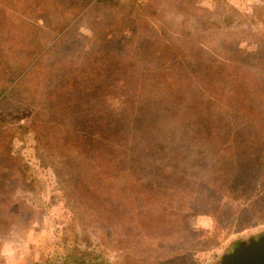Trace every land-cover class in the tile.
<instances>
[{
    "label": "rangeland",
    "instance_id": "374dc122",
    "mask_svg": "<svg viewBox=\"0 0 264 264\" xmlns=\"http://www.w3.org/2000/svg\"><path fill=\"white\" fill-rule=\"evenodd\" d=\"M198 42L230 69L264 74L247 58L264 42V0H0V264H219L264 234V200L234 184L202 195L214 186L211 163L187 169L192 197L181 208L163 177L140 169L137 186L124 182L125 167L106 170L101 155L93 162L87 149L55 145L59 127L87 132L61 105L66 75L76 71L86 84L84 73L100 69L106 54L144 73L157 69V57H192ZM81 100L74 104L84 111ZM261 125L252 137L264 139ZM90 181H99L102 213H83ZM139 193L148 204L137 203ZM169 205L177 209L161 210Z\"/></svg>",
    "mask_w": 264,
    "mask_h": 264
},
{
    "label": "trees",
    "instance_id": "16d2710c",
    "mask_svg": "<svg viewBox=\"0 0 264 264\" xmlns=\"http://www.w3.org/2000/svg\"><path fill=\"white\" fill-rule=\"evenodd\" d=\"M193 45L196 52L192 57L160 56L155 58L157 69L144 73L137 74L120 64L115 56L106 54L108 58H102L100 69L84 73V79L92 77L86 84L77 81L80 76L76 71L66 75L61 105L81 116V125L87 132L76 135L75 131L59 127L55 145L87 149L93 162L94 155H101L104 159L98 162L106 165V170L114 162L125 167L129 173H125L124 182H138L137 186H141L144 178L138 171L147 169L152 179L163 177L170 184L168 195L175 194L181 208L192 197L193 175L187 169L204 168L207 163L212 166L207 169L206 178L214 185L202 192L209 196L207 199L221 192L223 186L234 184L233 187L250 192L256 201L264 200V139L250 133L255 131L254 123H264V74L261 69L245 71L239 66L230 69L224 58H214L215 54L205 50V44ZM202 55L206 57L202 59ZM240 58L238 55L229 61L233 64ZM247 58L253 65L264 68V42ZM184 63L198 68L189 72ZM80 97L87 104L84 111L74 104ZM239 122L240 125L235 124ZM262 126L258 128L264 129ZM206 153H210L208 162ZM98 182L90 181L89 189L83 193L86 196H81L83 213H90L93 206L103 212L96 204L101 196L96 189ZM198 183L197 180L195 185ZM180 184L186 186L179 193L181 187H176ZM148 187L153 191L149 184ZM128 196L126 201L131 202V194ZM145 197L150 199L139 193L137 203L147 201L142 199ZM174 209L177 208L172 205L161 207L164 211ZM209 212L217 213L218 208L211 205Z\"/></svg>",
    "mask_w": 264,
    "mask_h": 264
},
{
    "label": "water",
    "instance_id": "95a60500",
    "mask_svg": "<svg viewBox=\"0 0 264 264\" xmlns=\"http://www.w3.org/2000/svg\"><path fill=\"white\" fill-rule=\"evenodd\" d=\"M219 264H264V234L236 244L221 257Z\"/></svg>",
    "mask_w": 264,
    "mask_h": 264
},
{
    "label": "flooded vegetation",
    "instance_id": "af4514ba",
    "mask_svg": "<svg viewBox=\"0 0 264 264\" xmlns=\"http://www.w3.org/2000/svg\"><path fill=\"white\" fill-rule=\"evenodd\" d=\"M84 264H88V263L85 262Z\"/></svg>",
    "mask_w": 264,
    "mask_h": 264
}]
</instances>
